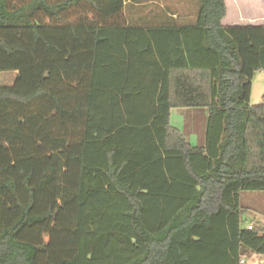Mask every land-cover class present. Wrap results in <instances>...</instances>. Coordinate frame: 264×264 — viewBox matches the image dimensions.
Returning a JSON list of instances; mask_svg holds the SVG:
<instances>
[{
    "label": "trees",
    "instance_id": "16d2710c",
    "mask_svg": "<svg viewBox=\"0 0 264 264\" xmlns=\"http://www.w3.org/2000/svg\"><path fill=\"white\" fill-rule=\"evenodd\" d=\"M130 0H0V264H242L264 256V25L128 24ZM207 109L203 146L171 126Z\"/></svg>",
    "mask_w": 264,
    "mask_h": 264
},
{
    "label": "rangeland",
    "instance_id": "374dc122",
    "mask_svg": "<svg viewBox=\"0 0 264 264\" xmlns=\"http://www.w3.org/2000/svg\"><path fill=\"white\" fill-rule=\"evenodd\" d=\"M150 1H155L150 8L153 11L159 5L164 4L169 11L177 10L176 0H136L141 4L140 7L129 5L127 7V17L129 23L132 25L152 26L155 24L150 18L153 13H149V7H143ZM200 8V0H195ZM238 0L236 4L229 6V19L231 23L229 26H246L248 25V17L254 20L256 26L264 25V0H240L241 9H239ZM191 10L195 9L193 2L191 3ZM194 7V9H193ZM238 8V9H237ZM198 11L195 17L197 20ZM228 21V22H230ZM245 21V22H244ZM264 96V72H256L253 78L251 106L259 105L262 103ZM209 112L207 109H175L171 117V126L179 129L182 125L184 128V135L193 146H203L204 137L207 129ZM241 204L247 210L243 215L242 228L252 229L258 225L264 227V192H246L241 194ZM259 260V259H258ZM252 263L255 262L251 260ZM250 262V263H251Z\"/></svg>",
    "mask_w": 264,
    "mask_h": 264
},
{
    "label": "crops",
    "instance_id": "0c3cea01",
    "mask_svg": "<svg viewBox=\"0 0 264 264\" xmlns=\"http://www.w3.org/2000/svg\"><path fill=\"white\" fill-rule=\"evenodd\" d=\"M226 1V5H227V16L226 18L223 20V25L224 26H229L227 25V23H231L229 19V6H232L233 4H236L235 3V0H225ZM177 2V10L176 11H169L166 9L167 6H164V4L162 5H159V7H157L155 9V11H153V8H150V6L155 3V1H150L146 4H142L143 7H149L148 9V12L149 13H153L152 16L150 18H153L152 20L154 21V25H166V24H176V25H179V26H184V25H194L196 22H195V17H196V14H197V11H198V5L196 4V1L195 0H176ZM193 2L194 6H195V9L193 7V14L192 12H190L191 10V3ZM237 3L239 4V9H241V6H240V0L237 1ZM129 5H133V6H137V7H140L141 4L139 2H136V0H130L126 3V6H125V15H126V18H127V21H128V17H127V7ZM130 7V6H129ZM238 9V8H237ZM252 18H249L248 17V25L246 26H256L254 24V20H251ZM230 21V22H228ZM245 22V21H244ZM128 24L132 25L131 23H129L128 21ZM143 26V25H142ZM152 26L151 25H148L146 27H150ZM173 111H175V109L172 110L171 112V117H172V114H173ZM184 126L182 125L179 130L181 132L184 131ZM205 140V137L203 138ZM203 145H204V142H203ZM259 259V260H258ZM254 261L257 262L258 264H264V256L262 255H252L250 256V262ZM249 262V263H250Z\"/></svg>",
    "mask_w": 264,
    "mask_h": 264
},
{
    "label": "built area",
    "instance_id": "2783aa9c",
    "mask_svg": "<svg viewBox=\"0 0 264 264\" xmlns=\"http://www.w3.org/2000/svg\"><path fill=\"white\" fill-rule=\"evenodd\" d=\"M250 262V257H244L242 260V264H258L257 262L254 263H249Z\"/></svg>",
    "mask_w": 264,
    "mask_h": 264
},
{
    "label": "water",
    "instance_id": "95a60500",
    "mask_svg": "<svg viewBox=\"0 0 264 264\" xmlns=\"http://www.w3.org/2000/svg\"><path fill=\"white\" fill-rule=\"evenodd\" d=\"M260 105V104H259ZM259 105H255L254 107H258Z\"/></svg>",
    "mask_w": 264,
    "mask_h": 264
}]
</instances>
